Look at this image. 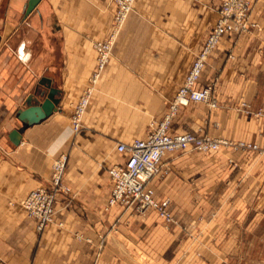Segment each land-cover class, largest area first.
Masks as SVG:
<instances>
[{"label": "crops", "instance_id": "crops-1", "mask_svg": "<svg viewBox=\"0 0 264 264\" xmlns=\"http://www.w3.org/2000/svg\"><path fill=\"white\" fill-rule=\"evenodd\" d=\"M256 26L224 34L197 84L218 106L192 101L172 133L264 143V0H250ZM222 0H135L111 58L93 84L82 129L74 105L97 67L93 46L109 32L114 0H0V264H264V154L222 146L164 155L151 184L171 199L175 221L152 209L110 204L109 167L119 142L145 137L164 117L216 24ZM58 89L57 108L35 123L19 111ZM22 133L19 144L11 132ZM67 155L54 220L43 231L23 206L50 186Z\"/></svg>", "mask_w": 264, "mask_h": 264}, {"label": "built area", "instance_id": "built-area-1", "mask_svg": "<svg viewBox=\"0 0 264 264\" xmlns=\"http://www.w3.org/2000/svg\"><path fill=\"white\" fill-rule=\"evenodd\" d=\"M134 1H116L117 11L108 34L104 39L94 42L97 52V67L90 78L92 85L76 102L72 115L73 128L77 132L83 127V115L90 102L93 84L100 78L111 58L114 43ZM251 10L250 0H222L218 20L195 59L183 85L171 101L168 112L164 117L154 122L152 130L147 136L117 144L118 151L126 154V159L123 163L112 165L108 169L113 181L110 204L119 202L124 205H135L140 210L152 208L168 223L174 222L171 199H158L156 190L151 184L153 177L161 171L162 160L166 153L187 149L214 152L221 149L222 146H229L254 149L264 154V143L233 141L213 137L208 133L189 131L172 133L170 131L173 117L182 105L195 101L204 102L211 108L218 106L213 93V85L198 88L197 84L208 56L216 48L224 34L244 32L257 25L251 19ZM247 112L256 116L264 115L262 108L255 111L247 109ZM66 166L67 155L63 153L53 161L50 186L37 187L22 202L29 215L37 220L40 231H43L54 220L57 196L64 194L68 201L73 197L72 188L64 179Z\"/></svg>", "mask_w": 264, "mask_h": 264}, {"label": "water", "instance_id": "water-1", "mask_svg": "<svg viewBox=\"0 0 264 264\" xmlns=\"http://www.w3.org/2000/svg\"><path fill=\"white\" fill-rule=\"evenodd\" d=\"M39 0H28L26 13L31 12L37 5ZM44 100L38 104H32L27 108L19 111V119L27 123H35L50 115L57 108L60 98L57 97L59 91L56 88L49 87L48 90L41 91ZM22 133L18 129L11 132V139L15 144H19Z\"/></svg>", "mask_w": 264, "mask_h": 264}, {"label": "rangeland", "instance_id": "rangeland-1", "mask_svg": "<svg viewBox=\"0 0 264 264\" xmlns=\"http://www.w3.org/2000/svg\"><path fill=\"white\" fill-rule=\"evenodd\" d=\"M114 1H115L116 5H117V2H116L117 0H114ZM134 5H135V1H134L133 6H132V9L134 8ZM132 9H131V10H132ZM131 10L129 11V13L131 12ZM116 11H117V9H116ZM115 13H116V12H115ZM128 15H129V14H128ZM114 16H115V15H114ZM127 17H128V16H127ZM127 17H126V19H127ZM113 19H114V17H113ZM125 21H126V20H125ZM125 21H124V22H125ZM112 22H113V20H112ZM112 22H111V24H112ZM123 24H124V23H123ZM122 26H123V25H122ZM110 27H111V25H110ZM109 30H110V29H109ZM93 46H94V44H93Z\"/></svg>", "mask_w": 264, "mask_h": 264}]
</instances>
